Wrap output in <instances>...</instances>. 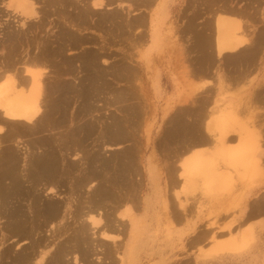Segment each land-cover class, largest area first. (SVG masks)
I'll return each mask as SVG.
<instances>
[{"label":"bare ground","instance_id":"6f19581e","mask_svg":"<svg viewBox=\"0 0 264 264\" xmlns=\"http://www.w3.org/2000/svg\"><path fill=\"white\" fill-rule=\"evenodd\" d=\"M95 1L0 0V220L4 219L5 222V225L0 228V264H96V261L94 263L91 260L94 256L96 260L100 259V261L97 260L98 264H111L115 260L112 256L116 255L113 251L119 254V250L123 253L120 261L122 264H128L141 249L138 244L142 240V238L139 240L138 233L141 229L138 224L131 228L134 235L129 243V250L121 251L123 240L116 239L115 237L119 236L115 234H120L126 229L125 223L122 222L120 225L113 216L116 213L114 210H117L116 206H113L114 209L103 208L107 203L120 202V199L114 198L116 196L109 185L107 191L99 186L100 190L98 187L94 188L92 195L88 194L86 197L85 206H81L77 199L72 205L65 198L63 199L60 191L54 187L58 179L62 180L64 174H71L77 166L76 162H70L72 163L70 165L65 158V154L67 152L70 154V151L75 148L73 144L71 145L73 148L69 144L65 147L62 136H55V134L61 135V130L65 128L63 126L69 123L67 132L70 139L73 138L76 141H74L76 150L83 142L82 139L91 138L96 134L95 121L86 125L79 123L80 125L75 129L71 128V121L74 118L80 119L83 114L87 115L93 111L95 101L99 98L97 97L98 89H101L100 77L108 73H117V69L114 68H111L115 70L112 72L101 69L98 61L101 53L93 49L96 45L94 35L92 38L88 36L89 33L83 32L95 31L98 27L101 28L102 21L108 20L109 23H115V26L118 24L121 33L123 34L124 30L125 35L130 37L133 43L135 39L143 41L146 38L145 32L141 31L139 34L136 33L138 36L134 39L135 34L132 31L133 29L137 31L140 27L145 29L147 22L143 15L137 17L135 13L133 19L129 17L130 12L120 9L114 11L115 8L106 10L110 5L111 7L114 5L115 0ZM123 1L126 0L118 3ZM153 1L130 0L137 9L144 5L148 6ZM261 2L264 4V0H201L200 6L207 7L206 11H209L211 16L208 21L204 19L205 22L202 21L204 25L195 30L196 39L192 43L195 52L194 65H196L193 76L197 80H208L210 83L199 82L196 89L197 96L193 100V114H195L193 147L214 143L215 148L219 147L220 152L226 154V166L242 165L251 167L257 172L264 170V134L261 133L260 128L258 131L255 128L251 129L248 124L245 127L242 125L237 135H232V132L226 131L224 127L216 132L208 126L207 121L203 123V120L207 117L211 118L214 107L207 110L208 107L212 102L217 105L218 99L229 91L230 85H237L239 96L241 94L243 96L241 98L249 99V102L261 101L264 98V29L262 28L264 26L254 27L249 23L255 20L252 14L258 10L264 24V7H260ZM91 3L93 7H90ZM197 9H193V12ZM102 10H106L105 13L110 12L105 14ZM101 13L106 16L103 14L104 16L101 17ZM97 14L101 17H98L101 19L99 23L94 21ZM198 14L196 12L194 15L198 17ZM67 50H73L74 56L60 58L62 60L64 58L65 67H63L61 62L62 66L59 65V61L56 62V58L61 57ZM74 60H80L79 62L82 63L78 67L75 65V68ZM52 62L57 63L58 67L53 65L56 68H51ZM123 66H125L124 63L117 68L122 69ZM36 67L50 69L48 68L49 71L45 73L42 70L41 73L39 69H37L39 71L35 70ZM126 69L127 72L135 70L129 66ZM126 69H123L124 72ZM82 74L84 78L77 79V75ZM62 75L66 77L63 79ZM121 75L124 74L121 73ZM226 105L228 109L230 104L226 103ZM219 111L218 108L214 113ZM121 127L120 123L117 124L116 131L113 130L114 132L108 134L118 132L119 137L125 135L127 137L128 134H124L126 131ZM207 130L213 134L209 135ZM234 140L239 143L237 149L229 146V142ZM55 141L58 143L57 152L54 149ZM64 150L66 153H63ZM199 157L201 156L197 158ZM89 158L88 156L92 165L84 162L85 158H83L84 171L75 181L78 189L79 186L94 182L99 177L97 169H94V154L92 158ZM204 161L208 167L212 163V159L209 158ZM129 163H131L130 160ZM86 164L88 166H85ZM229 175L230 172L226 178H229ZM73 191L76 192L74 188ZM155 195H158L157 190ZM106 200L109 201L103 205ZM254 203L249 205L250 210L243 223L250 218L264 217V197H260L256 200V204ZM76 225L78 229L73 230V235L69 236L71 239L68 237L69 240H59L71 230L72 226ZM93 225L98 226L96 231ZM9 239H14L15 246L18 245L17 248L7 244ZM99 239H101L100 242ZM110 239L114 242L112 246L106 244V241L111 242H109ZM108 255L111 257V263L107 262L110 260ZM72 258L71 263L69 259ZM116 263H118L117 260Z\"/></svg>","mask_w":264,"mask_h":264},{"label":"rangeland","instance_id":"374dc122","mask_svg":"<svg viewBox=\"0 0 264 264\" xmlns=\"http://www.w3.org/2000/svg\"><path fill=\"white\" fill-rule=\"evenodd\" d=\"M120 1L121 0H118V2ZM196 1L197 0H195L194 2L193 0L192 9L196 10L198 7L200 9L198 8L197 11L193 12V10L190 11L191 7H183L184 9L182 10V12L178 13L177 15L178 18H177L176 23L172 22L168 27H163L159 30V33H160L159 35L161 36V39L163 42L162 52H164L166 56L168 57V59L166 60L167 67L170 66L176 69L179 68L182 73H185L183 77L185 78L187 83L208 82V80H204V81L197 80L195 76L192 77L190 75V72L196 66L194 65L195 64V59H194L195 52L192 47L193 44H191L196 39L195 30L203 26L204 23L202 24V21L203 22L208 21L211 16L209 11H206L207 7L200 6L203 2L201 3V0H198L197 2ZM195 3L197 5H194ZM260 7H264L263 2H261ZM110 8H115V7H107L106 10ZM120 8L119 7L115 8L114 11L116 9L124 10L125 7H120ZM106 10H102V11L105 13ZM109 12L110 11H108L105 14H109ZM196 12L197 14L199 12L198 14L199 18L197 17V15H194ZM200 12L202 13L200 14ZM101 14H100L101 17L105 15V14L104 15L103 14L101 15ZM97 15L95 16L96 20L94 21L99 23L101 20L100 19L101 17L99 16V14ZM252 15H254L253 17L257 21L255 20L250 21L249 23L251 25L253 24L254 27H256L257 25V26H260V28L261 26H264L262 19L260 18V15H261L260 11L258 12V10L257 11L255 10V12ZM98 17L100 18L98 19ZM107 21L108 20L102 21L101 28L98 27L96 29L97 31L95 30L96 32L95 31H84L83 33H89L88 36H91L92 38L94 35L96 45L93 49H95L96 52L101 53V54L99 53L101 55V58H99L98 60L99 66L101 67V69H105V70L107 69L106 71L112 72L115 70H111V68H114V69H117V73L119 74L120 72V74L119 75L117 73L115 74V72L111 74L107 72L108 74H105V76L102 75L100 77L101 89L100 88L98 89V96H97L99 98L95 101V107L94 109H92L93 111L89 113H87L88 112L87 111L86 112L87 115L83 114L82 118L80 119L74 118L71 121V126H72L71 128L73 129H75L78 125L82 123H85L84 125H86V124H92L93 121H95L96 123L95 129H97L95 131L96 134H94L91 138L89 137V138H86L85 140L82 139L83 142L80 140L83 143V145H81L82 143L80 142L81 144L78 147L79 149L77 150H76V146H74L76 141L73 138L70 139L69 134L67 132L69 123H66L67 127L63 126L65 128L61 130L62 131L61 135L55 134V136H62L61 138L63 140L65 147H67L68 144L70 146L73 144L72 146L75 148L71 146L73 149L72 151H70V154H68V152L66 153L65 150L63 151V153H66L65 158L67 162L77 163L75 164L77 165L76 166L77 169L75 168L71 174L69 173L67 175L64 174V177L61 178L62 180L58 179V181L60 182L57 181L56 183L57 185L56 186L54 185V187H56L60 191L59 193L61 194V197H63V199L65 198V200L69 201L72 205L75 199H77V201L79 202L81 206L82 205L85 206L84 203L87 200L86 197L88 196V194L92 195V191L94 190V188L99 186L100 188L107 191L109 190V187H107L109 185L113 191V194L116 196L114 198L116 200L120 199V202L116 203L115 201H113V202L107 203L109 200H106L103 203V205L105 203H107V205L105 204L103 208L106 207L107 209L108 208L114 209L113 206L117 207V210H114L116 211V213H114L113 216L115 217V219L120 225L122 222H124L125 223L124 228L126 229L124 231H121L120 234H117L119 237L116 236L115 238L116 239L118 238L119 240L124 241L126 239H123V238H127L126 233H128L127 231L129 228L128 220H129L131 228L138 225L134 222L133 217H134L135 212L139 211L143 196L145 195L146 190H147V178H146L147 158L153 155L156 158V163L162 164L167 169V172H165L163 177L166 176L168 179H173L176 177H178L179 179H183V180L193 179V187L192 186L190 187V184H189L187 188L186 187L182 188L181 192H179L178 189H168L169 192L174 191V194H175L174 196L177 199L176 201L178 202L181 201V196L187 197L189 195H193V197H196V196L209 195V191L211 190L210 188L211 182L209 181L214 180V178L217 177V175L219 176L221 174V169L223 168L225 172L226 171L230 172L229 178H225L226 181H228L229 179V182L227 183L229 186L227 190L228 191L227 195H229V198H230V210H229L230 216L235 217L238 214H242L248 208L246 204L248 200L246 199V197L249 195V193H251L252 196H254L252 199H250L249 202H252L255 200L254 204H256L257 199H259L260 197H264V170L257 172V171H254L251 167L242 166V165L234 166L231 164L224 167V163H225L224 158L226 154H223V153H221V155L215 154L214 158L212 159L214 161L213 166L212 168H209L207 165H205L204 160L208 159V157L213 156L215 149L213 150V152L208 151L207 155H203L206 157L205 159L203 156H201L202 158L193 157V154H192L193 153V106H192V110L189 107H187V108H183L180 110H176V112L175 110H172L173 106L172 107L168 106L166 109H163L164 111L160 113L159 115V108L156 107L158 103L154 102L153 100L151 101L148 98L149 92L147 91V88H146V77L144 76V71H143L144 59L142 55L145 45L142 43L141 44L133 43L129 39L130 37L128 38V36L125 35L124 30L122 31L123 34L121 33V29H119L120 27L118 24L115 26V23H112V22L109 23ZM112 24H114V26ZM121 24L124 25V23H121ZM110 27H111V30H110ZM262 28L264 29V27ZM143 29L144 27H140V30L138 28L137 31H141ZM132 31L134 32L133 34H135L136 30L134 31L133 29ZM102 40L104 43L102 42ZM72 51L73 50L65 51L64 54L66 56H64L63 54L61 57H57L56 62L58 63L59 61V65L61 62L63 67H65L63 63L64 58L73 57L74 51L73 52ZM62 57H64L63 60L60 59ZM79 61L80 60L78 61L74 60V66L77 65L78 67L82 63ZM53 63L54 62H52L51 68L55 66L58 67L57 63H54V64ZM122 63H124L126 67L123 66L122 69L117 68V67H120ZM128 66L129 68L135 69L136 71L132 70L131 72H127L128 70L126 68ZM160 67H164V65H160ZM48 68L49 67L45 68L44 70V67H38V68L36 67L35 70L39 69L40 71L37 70L39 72L44 70L43 73H45L46 71H49L50 68L49 69ZM59 68H62V67H59ZM123 69H126V72H124ZM121 73H123L124 75L126 74L128 75L124 77V75H121ZM9 75L10 74H8V76ZM82 75H77V79H81L82 77L84 78V75L83 76ZM254 75L256 76L257 72ZM65 77L66 75H62L61 78L64 79ZM87 77L88 76H86V78ZM73 78L76 79V77H73ZM208 84L210 83L208 82ZM103 86L104 88L102 89ZM236 86L230 85L229 91L226 92L223 97L218 99L217 104H219V106L222 107L223 110H221L220 108L221 112L220 113L217 112L219 114H215V116L209 119L207 118L205 119L207 121L208 126L211 129H215L216 132H219L224 127L226 131H231L232 135H237V132L240 130L239 128H241L242 125H244L245 127L248 124L251 129L255 128L256 130H258L260 128L261 133L264 134V131H263L264 130V98L261 101L257 100V102H253V101L249 102V99L245 100L241 98L242 96L241 94L239 96L238 88ZM227 99H229V103L225 101ZM112 100L113 101L115 100V101L113 102ZM135 100L138 102H136ZM226 102L227 104H230L228 109H226V106H227ZM236 103H239V104H236ZM213 105L214 104H211V106ZM171 110L172 112L169 113ZM77 115L78 113L76 114V117ZM119 123H120V126H122L121 128L126 131V133L124 134H128L127 137L126 135L124 137H119L118 134L120 133L118 132L112 133V135L115 138L112 135L108 134L110 132H114L113 130L116 131L115 128H117V124ZM178 127L180 128L178 129ZM207 133L209 135L213 134V133H210L208 130H207ZM103 134L105 135V137ZM78 136L80 137V135ZM107 136H110L111 138L110 137L108 138ZM57 144L58 143L55 141L54 143L55 152H57L56 151L58 148ZM238 145L239 143L236 140L229 142V146L233 148L237 149ZM172 149H174V151ZM92 154H94V163H93L95 167L94 169H97L96 171H98L99 177L96 178L94 182L93 181L90 183L88 182L89 184L88 183L86 184L88 186L81 185L79 186V189H78L77 188L78 186L77 187L75 186L76 185L75 181L78 179L79 176L80 177L82 176L81 172L83 173L84 171L83 170L84 166L82 167V161H84L83 158H85L84 162H87L88 164L90 163V165H92V162L88 160V156L92 158ZM96 156H98V158ZM96 159L99 162L98 164H97ZM86 160H88L89 162ZM129 160L131 163H129ZM78 162H81V163H78ZM71 164L72 163H70V165ZM88 164H86L85 166H88ZM229 172L227 173L226 177H228ZM173 174L175 176H173ZM199 181L202 182V187H199V184H198ZM109 182H112V183H109ZM73 188L77 193L74 191L72 192ZM93 194H95V192H93ZM174 196H170V199L168 200L170 201V203L166 205L167 213H171L173 211L174 202H175ZM124 200L126 203L124 202ZM187 202L188 200H186L185 203L181 201V207L185 208L186 205H188ZM97 213L96 215H98ZM129 214H133V215H130V217L128 218ZM257 219H261V220L255 223L256 225L251 224L246 228L244 227L248 223L255 220L253 219L247 223L246 222L242 223L240 225V228L238 229L236 227L231 228L230 233H229L231 237L230 242L227 243L225 246L221 244L217 246V248L213 252V256L216 257L222 252L224 253L228 252L231 259H233V261L235 262V264H244L247 261L249 262L248 257L249 256L251 257L249 253L251 251H255L257 255L256 260H258L259 254L257 252L260 253L264 247V240H263L264 226H261V224H259L260 222L262 224L264 223V217L263 218L258 217ZM78 222L76 224H78ZM2 225L3 226L5 225L4 219L0 220V228L3 227ZM73 226L71 227V230H69L66 235L61 236L59 240H63V241L66 239L69 240L70 238L69 236L73 235L72 233H74L73 230L75 231L78 229L77 228L78 225H76L75 227ZM89 226H90V223H89ZM93 228L95 229L94 231H96L98 229V226L95 227L93 225ZM240 229H241L240 235L238 234L239 236L238 235L233 236V233H235L236 230H240ZM242 233L244 234L241 236ZM97 234H95V236H97ZM9 240L11 241V243ZM9 240L7 241V244H9L10 246H13V248H17L18 245L15 246V243L13 241L14 239H9ZM100 241L101 239H99V242ZM123 241L121 242V245L123 244ZM213 241L215 242V244L218 243L215 238H213ZM109 242L110 243L106 241V244L110 246L114 245V242L111 239L109 240ZM122 248L123 246L121 247V251H123ZM253 248L254 250H252ZM113 252H115L113 254H116V255L112 256L113 260L115 257V260L112 263L122 264V261L120 260H122L123 253L120 252V250H119V254L118 252L116 253V251H113ZM260 255L263 257L264 251ZM110 258L111 257L109 256V259ZM250 259L252 260V258ZM259 259H261L262 261V258H259ZM91 260H93L94 263L97 262L96 264H98V261H100V259H97L98 261L96 260V256L91 257ZM116 260L118 261V263H116ZM69 262L72 263L73 258L69 259ZM107 262L111 263V259L108 260ZM145 263L151 264L150 260L148 259L145 260Z\"/></svg>","mask_w":264,"mask_h":264},{"label":"crops","instance_id":"0c3cea01","mask_svg":"<svg viewBox=\"0 0 264 264\" xmlns=\"http://www.w3.org/2000/svg\"><path fill=\"white\" fill-rule=\"evenodd\" d=\"M122 3H118L115 0L112 7H126L127 9L124 8V11L130 12L129 17L131 16V18L134 19L136 13L137 17L143 15V18L146 20L145 22H147L146 28L141 30L145 32L146 38H144L143 41L135 39L138 36L137 34L141 32L136 31L134 39L136 44L143 42L142 44L145 45L142 55L144 59L143 71L146 77V88L149 92L148 98L158 103L156 107L159 108V115L164 111L163 109H166L168 106H173L172 110H175V112L176 110L187 107L192 110V106L194 107V97L197 96L196 89L198 82L187 83L183 77L185 73H182L179 68L167 67L166 60L168 57L162 52L163 42L159 35V30L163 27H168L172 22L176 23L178 18L177 15L182 12L184 9L183 7H191L190 11L193 10V0H154L152 4L148 6L144 5L138 9L134 7V3L130 2V0L123 1ZM91 5L90 7H93L92 3ZM109 7H111V5ZM160 65H164V67H160ZM190 75L193 77V70L190 72ZM225 101L229 103V100ZM212 104H214V102H212ZM213 107L214 111L211 112L212 114L210 117L221 112L220 110L219 113H214L216 109L222 108L218 104H214L213 106L210 105L207 110ZM172 110L169 113H171ZM193 118H195V114H193ZM207 118L209 119V117ZM205 121L206 120H203V123H205ZM214 149V155L212 154L213 156L208 157L209 159H213L215 153L221 155V149L219 147L215 148L214 143L211 145L193 147L192 154L193 157L203 156L207 155L208 151L213 152ZM155 161L156 158L153 155L147 158V190L143 196L139 211L135 212L133 217L134 222L140 224L141 230L138 234L140 237L139 240L141 238L142 240L137 243L141 249L136 254L135 258H133V261L127 263L146 264L145 260L148 259L151 264H235L228 252H222L216 257L213 256V252L220 244L225 246L230 242L231 237L229 233L231 228H240V225L246 220V215L248 214V210H250L251 203L253 204L255 200L252 202L249 201L254 196L249 193L246 197L248 200L246 202L248 208L242 214L231 217L229 214L230 198L229 195H227L229 186L227 184L228 181L225 179V174H227L228 171L225 172L222 168L221 174L219 176L217 175L214 180L209 181L211 182L209 195L196 197H193V195L187 197L181 196V201L183 203L188 200V205L182 208L181 201H176L177 199L174 196V191L169 192L168 189H178V191L181 192L182 188H187L189 184L190 187H193V179L183 180L178 177L175 179H168L166 176L163 177L167 169L162 164L156 163ZM213 162L212 160V163ZM212 163L209 168H212ZM224 167H226V163H224ZM198 184L199 187H202V182L199 181ZM155 190L158 191V195H155ZM170 196H174V208L171 213H167L166 205L170 203V201H168ZM130 215L133 214H129L128 218ZM251 220L253 221L245 225V228L251 224L256 225L255 223L259 222L261 219H257L256 217L250 218L247 222ZM128 224V233H126L127 238H124L126 240H124L125 242L123 241L122 244L123 252L124 250H129V243L134 235L129 220ZM259 224L264 226L261 222ZM241 229L236 230L233 236L240 235ZM243 234L244 233H242L241 236ZM213 238L216 239L218 242L217 244L212 241ZM252 250H254V248ZM263 251L264 247L260 253L257 252L259 254V261L256 260V252L251 251L249 253L251 257H248L249 262L247 261L244 264H264V255L263 257L260 255ZM250 258H252V260ZM259 258H262V261Z\"/></svg>","mask_w":264,"mask_h":264}]
</instances>
